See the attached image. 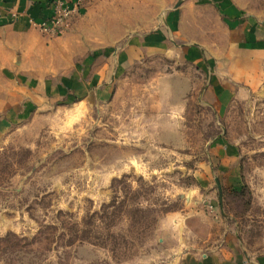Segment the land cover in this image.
<instances>
[{
  "label": "rangeland",
  "instance_id": "374dc122",
  "mask_svg": "<svg viewBox=\"0 0 264 264\" xmlns=\"http://www.w3.org/2000/svg\"><path fill=\"white\" fill-rule=\"evenodd\" d=\"M91 1L47 92L0 70V264H264V82L219 101L215 60L168 20L194 1L230 25L225 3L264 0ZM157 31L165 47L113 59Z\"/></svg>",
  "mask_w": 264,
  "mask_h": 264
},
{
  "label": "crops",
  "instance_id": "0c3cea01",
  "mask_svg": "<svg viewBox=\"0 0 264 264\" xmlns=\"http://www.w3.org/2000/svg\"><path fill=\"white\" fill-rule=\"evenodd\" d=\"M76 1L78 0H67L70 4ZM54 2L55 0H0V70L10 80L16 79V82L27 87L36 84L38 80L37 86H42L41 91L46 89V92L50 82L45 84V78L51 75L58 78L61 72L71 67L74 59L71 40L74 44L85 21L96 20V16L92 15L97 10L92 4L95 2L82 0L80 14L75 19L72 31L52 38L31 25L29 15L38 22L51 17L55 10ZM238 5L235 9L231 4H224L228 14L233 10L235 12L230 25L223 21V15H217L214 5H202L194 1L183 4L181 10L179 8L168 15L170 26L177 29L175 34H180L186 42L179 45L189 50L190 60L205 62L204 53L209 55L210 60H215V83L218 84L215 93L221 97L219 101H223L226 94L255 90L264 82V6L259 10L257 6L247 5L245 2ZM209 10L213 11L215 22L222 23L221 31L215 32L210 27V20L204 15ZM114 19L112 13L109 24H114ZM118 21L121 22V19L118 18ZM155 35H144V38L132 36L118 47L120 53H115L113 59H118L123 67L140 55L142 48L165 47V32L157 31ZM67 39L70 41L69 47L66 45ZM109 40V44L115 45L116 41H112L111 35ZM61 44L64 46H60ZM66 60H69L67 66L60 65ZM121 67H111L109 64V97L115 93V83L122 75ZM23 108H27V105Z\"/></svg>",
  "mask_w": 264,
  "mask_h": 264
},
{
  "label": "built area",
  "instance_id": "2783aa9c",
  "mask_svg": "<svg viewBox=\"0 0 264 264\" xmlns=\"http://www.w3.org/2000/svg\"><path fill=\"white\" fill-rule=\"evenodd\" d=\"M81 3L82 0L72 4L67 0H55V10L51 17L38 22L29 15V23L48 35L63 33L71 28L76 17L80 14Z\"/></svg>",
  "mask_w": 264,
  "mask_h": 264
},
{
  "label": "trees",
  "instance_id": "16d2710c",
  "mask_svg": "<svg viewBox=\"0 0 264 264\" xmlns=\"http://www.w3.org/2000/svg\"><path fill=\"white\" fill-rule=\"evenodd\" d=\"M3 240L4 241H9L10 240V236L9 235H7L5 238H3ZM16 246L18 247V250H22V248H19V247H21V245L18 243V244H16ZM23 246H25V245H23ZM17 249V248H16ZM17 250V251H18ZM29 252H36L35 250H33L32 248H30V251ZM33 264V263H32Z\"/></svg>",
  "mask_w": 264,
  "mask_h": 264
},
{
  "label": "water",
  "instance_id": "95a60500",
  "mask_svg": "<svg viewBox=\"0 0 264 264\" xmlns=\"http://www.w3.org/2000/svg\"><path fill=\"white\" fill-rule=\"evenodd\" d=\"M179 4V3H178Z\"/></svg>",
  "mask_w": 264,
  "mask_h": 264
}]
</instances>
